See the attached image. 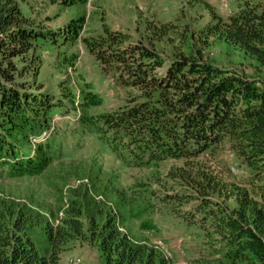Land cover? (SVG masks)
Masks as SVG:
<instances>
[{
	"label": "trees",
	"instance_id": "trees-1",
	"mask_svg": "<svg viewBox=\"0 0 264 264\" xmlns=\"http://www.w3.org/2000/svg\"><path fill=\"white\" fill-rule=\"evenodd\" d=\"M87 3L0 0V174H43L73 154L69 144L78 142L68 135L96 138L121 168L177 161L158 201L189 231L188 264H264V81L214 65L203 52L214 37L264 62V0H239L227 16L212 13L202 46L188 42L193 33L185 27L178 34L187 50L170 58L157 43L177 24L142 22L143 38L103 21L97 35L82 38ZM65 10L76 12L56 21ZM80 39L124 93L113 110L100 111L101 95L72 72ZM225 150L239 173L221 161ZM97 175L89 168L86 176ZM90 187L61 215L33 193L2 194L0 264H63L77 240L96 247L104 264H173L129 233L119 203L95 197L108 186Z\"/></svg>",
	"mask_w": 264,
	"mask_h": 264
},
{
	"label": "rangeland",
	"instance_id": "rangeland-1",
	"mask_svg": "<svg viewBox=\"0 0 264 264\" xmlns=\"http://www.w3.org/2000/svg\"><path fill=\"white\" fill-rule=\"evenodd\" d=\"M238 3L239 0H88L83 6L86 17L81 37L97 35L103 21H106L113 28L128 31L135 37L143 34L144 38L147 31L142 30V22L166 21L177 24L175 27L178 31L171 32V37L158 42L157 47L162 55L170 58L176 48H181L183 44L178 32L185 31V27L189 28L188 34H193L189 36L188 42L202 46L200 32L212 22V13L227 16L236 11ZM56 9L49 6V13L57 11ZM75 12L62 11L56 21L70 17ZM182 48L187 50V46ZM74 50L79 54V60L72 72L92 84L94 90L101 95L103 104L99 110H113L122 104L124 93L113 85L110 78L101 75L97 63L85 49L81 39ZM203 50L205 59L214 65L234 68L264 81V62L239 47L213 37L205 43ZM81 137L68 135L70 142L73 139L78 142L73 148L69 144V150H74L73 154L61 157L63 161H54L41 175L13 177L7 173L0 174V196L8 194L24 197L33 193L36 200L47 205L46 209H52L61 215L68 206L69 199L79 193H86V187L91 188V184L96 187L108 186L104 187V192L107 193L104 197L98 193L93 194L98 199L108 200V205H112L114 201L120 204L124 227L134 238L167 251L173 264H188L186 244L192 243L189 231H186L184 223L175 219L165 205L158 201V196L161 197L170 186L162 182L170 164L178 162L167 160L158 165L121 168L122 162L109 150H102L96 138ZM220 159L231 166L235 173H239L232 162L234 159L230 151L225 150ZM89 168L91 172H98L96 180L95 177L86 176ZM59 192H63L62 201ZM77 200L81 198L77 197ZM85 202L87 201L82 199L81 203ZM186 209H189L188 205L183 208ZM72 257L80 258L75 264H104L98 249L87 241L77 240L70 244L62 257V263L71 264L69 260Z\"/></svg>",
	"mask_w": 264,
	"mask_h": 264
},
{
	"label": "built area",
	"instance_id": "built-area-1",
	"mask_svg": "<svg viewBox=\"0 0 264 264\" xmlns=\"http://www.w3.org/2000/svg\"><path fill=\"white\" fill-rule=\"evenodd\" d=\"M225 6L227 7V3H225ZM239 172V171H238ZM161 244V243H160ZM162 245V244H161ZM165 252V254H166V256L167 257H170V254L167 252V251H164ZM70 263L72 264H75V263H77L78 261H80V258H76V257H72L70 260Z\"/></svg>",
	"mask_w": 264,
	"mask_h": 264
}]
</instances>
